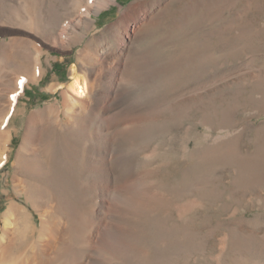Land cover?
<instances>
[{"label":"rangeland","instance_id":"1","mask_svg":"<svg viewBox=\"0 0 264 264\" xmlns=\"http://www.w3.org/2000/svg\"><path fill=\"white\" fill-rule=\"evenodd\" d=\"M135 1L93 13L74 43L20 44L0 69V236L10 204L25 223L22 233L12 225L4 264L38 248L49 216L61 226L51 264H264V0H153L120 47L116 22ZM18 4L0 0V24L27 25L8 14ZM37 6L53 31L74 17L70 0ZM21 37L0 32V54ZM31 42L42 49L39 80H31L38 54ZM82 51L94 60L101 53L96 88L105 89L112 72L128 99L95 112L94 122L115 121L108 165L120 148L130 157L107 182L89 171L94 124H29L34 111L60 103Z\"/></svg>","mask_w":264,"mask_h":264},{"label":"bare ground","instance_id":"2","mask_svg":"<svg viewBox=\"0 0 264 264\" xmlns=\"http://www.w3.org/2000/svg\"><path fill=\"white\" fill-rule=\"evenodd\" d=\"M114 1L115 0H70V11L74 12V17L64 23L58 31H53L52 24L49 21L50 18H48V21L47 19L45 20V18L47 17L45 15V18L43 16H39L38 19L36 9H38L37 7L39 5L37 6V0H19L18 6L14 7V5H12L11 8L8 7V14H10V18L22 21L27 25L24 26V28L16 29L5 27V23L0 24V32L6 30L7 33H16L22 36L21 38H11L8 41H5L6 43L3 45L2 52L0 54V69L4 68V66L8 63V61L10 60V56L13 54L14 48L19 46L20 44L29 43L31 39L37 40L38 45L40 46H42L43 44L44 46L56 48L63 46V44L74 43L76 36H72V34L75 33L76 30L79 28H82L86 31L90 29L91 25L94 23L92 14L98 13L104 8L109 7L110 4H112V2ZM153 4V0H138L130 3L127 7L122 9L121 14L116 22V25L122 30L118 37L120 47L125 46L127 44L128 39L134 36L133 33L136 32L140 25L147 19L149 14L153 11ZM49 9L50 8H48V10ZM21 12L24 13L23 16L21 15ZM45 34L47 36H50V38L52 39H45L43 37L46 36ZM31 43L34 48L38 51V54L36 53L37 56H35L34 59L31 54L30 55L32 57H29L33 59V61L31 60L32 63L30 65H32V72L34 74V77L31 80H39V78L41 77L40 70L43 66L41 60L42 49L39 46L33 44L34 42ZM116 48L119 49V47ZM118 49L116 50V53H118ZM82 54L84 63L82 64V66H78L76 64L72 65L70 71L71 80L67 84L66 89H64L63 91V97L60 103H50L45 108L34 111L29 118V124L32 123L34 126H36L53 120L56 125H62L64 128L73 129L78 127L82 130H86L91 124H94L95 154L92 153L89 171L92 175H95V179L97 180V182H103L104 180H107L108 175H110V172L112 170H117L118 174H121L122 170L120 171V165L123 164L124 166H127V162L130 160V157L129 155L124 154L125 152L122 153L120 151V148L115 152L114 166L112 167L108 165L107 160L109 158L106 159V156L112 139L111 135L115 130V121L113 123V117L108 116V120H104L105 117H103L102 119H97L96 122H94V120L96 119H94V116L96 114L95 112H97L96 109H98V105L102 103L110 107L112 104H123L128 99L126 93H124L121 89L118 88V80L116 78V74L114 75V73L112 74V72L108 73L107 75L108 78L105 89L98 90L96 88V85L102 77H100L99 73L96 77H94L93 73L94 68L96 66L95 62L97 61L98 57L101 56V53H97V58L95 60L88 59L87 56L85 57L83 51ZM27 62L29 65V61ZM25 85V83H21L20 85L18 84V88L20 91L15 98V103H17L19 95L25 93ZM59 86L61 88L63 87L62 85ZM54 87L55 86H53V88ZM57 87H55V89H57ZM21 110L22 109H19V112H21ZM91 127L92 126H90V128ZM129 138L131 137H128V139ZM9 141H11L10 138L8 139V142ZM128 144L129 143H127V146ZM122 146L124 147L125 145ZM132 148L134 149V147ZM125 150L127 149H124V151ZM131 161H133L132 158ZM17 206L16 204H10L4 214L3 233L0 236V264H4L3 262L6 261L5 258H8L5 255L8 253L10 248L9 246L11 245V232H13L12 225H14L20 233H22V230L25 227V223H23L22 225V218L19 217L20 208ZM41 223V232L39 237L37 238L38 248H31L27 257L24 259L23 262L19 264H51L52 261L56 258L55 254L50 253V249L53 247L55 240L59 238V234L61 233V226H59L58 224V226L56 225L57 222L55 223L54 217L52 216H49L46 219H42ZM18 226H20L21 228H19Z\"/></svg>","mask_w":264,"mask_h":264},{"label":"trees","instance_id":"3","mask_svg":"<svg viewBox=\"0 0 264 264\" xmlns=\"http://www.w3.org/2000/svg\"><path fill=\"white\" fill-rule=\"evenodd\" d=\"M54 67H56V66H54ZM45 95V94H44ZM47 95V94H46Z\"/></svg>","mask_w":264,"mask_h":264}]
</instances>
